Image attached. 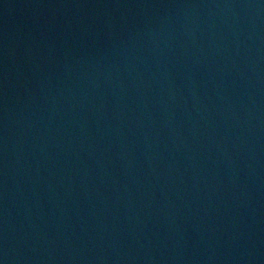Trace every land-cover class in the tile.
Here are the masks:
<instances>
[{"label":"water","instance_id":"water-1","mask_svg":"<svg viewBox=\"0 0 264 264\" xmlns=\"http://www.w3.org/2000/svg\"><path fill=\"white\" fill-rule=\"evenodd\" d=\"M0 264H264V0H0Z\"/></svg>","mask_w":264,"mask_h":264}]
</instances>
